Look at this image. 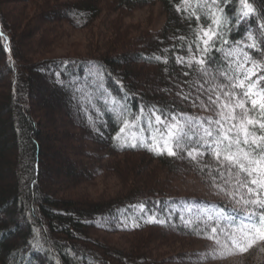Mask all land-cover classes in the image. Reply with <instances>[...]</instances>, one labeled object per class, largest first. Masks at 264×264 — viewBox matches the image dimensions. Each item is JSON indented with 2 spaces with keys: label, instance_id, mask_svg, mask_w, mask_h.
<instances>
[{
  "label": "trees",
  "instance_id": "trees-1",
  "mask_svg": "<svg viewBox=\"0 0 264 264\" xmlns=\"http://www.w3.org/2000/svg\"><path fill=\"white\" fill-rule=\"evenodd\" d=\"M66 1L42 10L40 21L22 32L0 2V32L7 37V41L0 37V58L4 61L0 82L5 80L8 86L0 84V89L4 88L0 92V264H207L212 260L196 256L215 244L206 238L210 229L205 227L206 219L198 216L197 207L215 204L233 216L244 215L233 197L218 194L211 176L237 193L236 200L241 194L246 199L248 196L246 189L235 185V170L232 177L225 172V178L231 181L225 184L215 170L217 162L210 151L197 157V164L187 156V150L199 147L201 122L207 127L208 119H219L201 104H208L209 95L215 99L220 94L224 99L220 89L209 92L215 85L228 82L221 73L227 72L229 77L238 74L244 52L258 61L264 57V29L259 28L264 22L260 18L264 4L255 0L257 15L238 21V0L223 3L225 23L220 33L227 44L216 41V46L204 55L205 74L199 65L189 67L187 61L192 55L201 56L193 42L194 33L200 26L211 25L209 10L203 7L211 0H188L187 4L183 0ZM158 2L165 10L166 23L156 32L124 35L111 47L95 48L84 56L58 58L51 56L48 48L40 47L51 25L90 28L99 20L105 4H109V13H118L119 18ZM110 28L118 35L117 27ZM249 33L257 48L245 47L250 43ZM55 36L51 34L53 44L64 39ZM237 48L241 51L234 56L226 55L229 49ZM119 49L122 52L117 53ZM256 71L264 75L261 68ZM257 87L264 88V81ZM233 91L240 93L241 89ZM246 106L251 109L250 103ZM153 109L164 124L156 123ZM256 114V110L249 112L250 117ZM173 116L192 137L183 151L177 149V156H168L166 151L157 154L141 146V141L151 144L153 137L163 144L162 137L166 138ZM124 121L129 126L121 132ZM231 123L225 124V129ZM47 124L51 125V131L46 130L49 136L43 133ZM211 128L215 136L217 125ZM255 130L259 135L258 126ZM117 135L129 143L136 142L137 147H121ZM74 148L79 169L69 155H63L73 153ZM96 148L113 160L112 166H99ZM135 157L165 168L170 182H136L107 203L75 194L98 177L118 171L122 163H128L133 174L146 172L149 164L139 165L132 160ZM177 177L191 180L190 190L178 192L180 187L170 184L179 181ZM160 220L165 223L156 222ZM185 220L192 223L186 225ZM98 232L127 237L131 245H113L102 240ZM159 233L165 235L158 237L162 243L171 245L178 238L182 241L177 242L189 247L200 242L203 249L162 258L155 246ZM258 242L264 248V242ZM254 254L242 256H248L245 264H264V254L257 258ZM191 258L193 262H187Z\"/></svg>",
  "mask_w": 264,
  "mask_h": 264
},
{
  "label": "snow or ice",
  "instance_id": "snow-or-ice-1",
  "mask_svg": "<svg viewBox=\"0 0 264 264\" xmlns=\"http://www.w3.org/2000/svg\"><path fill=\"white\" fill-rule=\"evenodd\" d=\"M187 4L188 0H183ZM228 0H211V4L205 3L204 8L208 9V15L211 17V25L204 27L200 26L194 33L197 50L201 56L197 58L195 55L189 57L187 64L192 66L193 63L200 66V71L206 74L204 55L213 47L216 46V41L221 44H227V40L223 38L220 29L225 23L223 17V3ZM239 14L237 20H247L250 17L257 15V8L254 6L255 0H238ZM264 4V0H261ZM179 11V8H177ZM192 15H196L195 12ZM260 18L264 19V9L261 10ZM199 20V15H196ZM214 26V27H213ZM260 29H264V22L259 24ZM0 37L7 41V37L0 32ZM183 39V37H181ZM248 41L245 47L257 48V43L254 36L249 33ZM264 43V41H261ZM191 52V46L189 47ZM241 51L237 49H229L227 56L232 57L236 52ZM157 60L160 57H156ZM166 62V61H165ZM178 62H183L182 58H178ZM251 64V67L245 68V65ZM264 70V57L261 60H254L247 52L243 53V60L238 65V74L229 77L227 72H222L221 76L228 81L224 84H217L214 88L209 89V92H215L220 89L224 99L217 94L215 99L212 95L208 96V104H201L205 110L213 111L219 119H208L201 122L202 135L199 136V147L193 146L187 150V156L191 160L196 161L197 157H202L205 152L211 153L212 157L217 162L216 172L221 178H224L225 184L231 183L225 178V172L229 177L233 176L235 185L239 188L246 189L248 198L243 194L239 195V199L235 197L237 193L229 191L216 183V176H211L213 186L218 189V194L223 193L227 196L233 197L235 203L238 204L244 212L243 216H233L226 213L223 209L217 211L214 215L205 211L202 213L207 219L204 221L205 227L210 229L207 234V239L214 242L217 248L213 249L211 253L214 258L216 256L223 257L224 255H233L236 252H247L258 241L264 242V88L257 86L261 81H264V75H258L256 69ZM242 70V71H241ZM255 77V79H253ZM241 89L240 93L233 91L234 89ZM227 89V90H226ZM250 103L251 109L246 105ZM258 106V108H257ZM236 109H240L237 113ZM256 110V116H249V112ZM143 112V109L141 110ZM151 115H155L157 124H164L165 121L159 115H156L155 109L151 110ZM191 120V118H188ZM232 121L228 128L225 129V124ZM180 122L176 117H172V123L168 124L169 131L166 132V138H163V144L159 143L154 137L151 144H145L141 141V146H146L150 151H155L157 154H164L167 152L168 156H177V149L181 151L186 147V141L191 140L189 132H185L179 126ZM217 125L215 129L216 135L213 136L211 125ZM129 126L128 121H124V127L120 129L124 132L125 128ZM249 126H253L252 130ZM256 126L260 129V134L256 133ZM235 130V131H233ZM194 134V133H193ZM207 137L208 139H205ZM116 140L121 141L120 146L137 147L136 142H127L122 140L120 135L116 136ZM243 145V146H242ZM207 167V165H205ZM241 174H244L241 176ZM234 185V186H235ZM141 207H143L141 205ZM236 211V208L233 209ZM154 219V218H150ZM183 220L184 218L181 217ZM239 220V223L236 221ZM208 221H214L209 224ZM226 223H223L225 222ZM158 223H165V221H156ZM191 220H185V224H191ZM219 230V231H218ZM199 234V233H198ZM223 236V239H221Z\"/></svg>",
  "mask_w": 264,
  "mask_h": 264
},
{
  "label": "rangeland",
  "instance_id": "rangeland-1",
  "mask_svg": "<svg viewBox=\"0 0 264 264\" xmlns=\"http://www.w3.org/2000/svg\"><path fill=\"white\" fill-rule=\"evenodd\" d=\"M1 5H3L5 11L10 16L12 21L16 23V26L21 29L20 32L24 31L28 27L32 26L33 24H36L40 21V12L43 10H46V8H52L56 4L59 3H66V0H0ZM107 3V2H106ZM110 4V2L108 1ZM105 4L102 8V12L100 15L99 20L94 23L90 28L87 29H77L73 28L67 24H57V26L51 25L49 29H47L45 37L41 40L42 46L45 50H47L50 53H52L51 56H55L58 58L63 57H71V56H84L85 54L89 53L91 50H94L95 48H104L107 49V47H111L114 43V40H119L124 35L133 36V35H144L150 32H156L160 30L164 24L166 23V14L165 10L163 8L162 3L158 2L155 4H149L146 6H141L137 8L136 10L132 12L124 13V15H121L119 18V14L117 13H109L108 8ZM121 21V22H120ZM111 25H114L119 29L118 35L116 33H113L112 29L110 28ZM46 31V30H45ZM52 35H57V40L59 38H64L63 40L57 41L55 44L51 38ZM40 39V36H39ZM52 39V40H51ZM47 40H51V42L48 43ZM46 43V45H44ZM122 52V50H118L117 53ZM50 55V54H48ZM120 55V54H119ZM4 67V61L0 58V72H3ZM3 79V78H0ZM6 83V84H5ZM1 87H5L8 89L7 82L5 80H1L0 82ZM4 88L0 89V92H4ZM7 91V90H6ZM51 131V125L47 124L46 128L43 130V133L47 136H49V132L46 130ZM58 129H60V126H57ZM65 128V127H64ZM61 135V130L60 133ZM46 138V137H45ZM63 144V143H62ZM57 145V144H56ZM65 146L71 145L68 143L63 144ZM96 145L93 146L95 148ZM92 148V149H93ZM75 150L74 152L69 153L65 152L63 154L64 156H70V160L73 162V164L76 166V168L79 169V164L76 161L75 157ZM97 156L98 158V164L100 167H109L112 166L113 160L110 158H107L106 153L103 151V149H98ZM75 160V161H74ZM132 160L137 161L139 165L141 164H149L148 169H146V172L144 173H135L131 172V168L129 164H120L118 171H112L110 174H107L105 176H100L97 179L94 180L89 185H86L85 187H80L77 191L74 193L76 195H86L91 199H98L101 200L103 203H107L108 200L114 199L117 194H121V192L125 191L126 189H130L133 187V184L138 182L142 183L145 182L146 184H154L157 181H162V183H165L166 181L170 182V176H168L166 169L162 168L159 164L156 162H150L147 158L140 159L139 157H135ZM109 164V166H107ZM115 165V164H114ZM141 171V169H139ZM92 169H88V172L90 173ZM110 172V171H109ZM133 174V175H132ZM141 175V176H138ZM176 183L172 181L170 184H174L175 186H178L179 191L178 192H185V190H190V186L193 184L190 181L191 180H185L182 181L181 177H177L176 180H178ZM63 181H67L65 178ZM173 185V186H174ZM182 189V190H181ZM175 191V193H178ZM198 216L207 219L205 216L202 215L203 212L207 211L210 214H215L220 209L215 204H202L197 207ZM3 216L0 218L2 219ZM18 223L20 224V219L16 218ZM20 220V221H19ZM226 222V221H225ZM98 235L101 237L102 240L109 242L116 246H121L124 248H128L131 244L130 239L124 236L119 235H107L101 232H98ZM164 235L163 233H159L156 236L155 246H158L157 251L161 253V257H167L171 256L173 254L185 252V251H199L203 249V244L198 242L193 247H189V245L183 243V242H177L182 241V239H178L173 244L163 243L161 241H158V237L162 239ZM165 236V235H164ZM168 237V236H167ZM166 239V237H165ZM164 239V240H165ZM132 242V241H131ZM154 245V241H152ZM159 242V243H158ZM162 243L160 246L159 244ZM120 247V248H121ZM217 248L216 245H212L208 249L202 250L203 252L198 254L196 258H203L206 257L208 259H211L212 261L208 262L207 264H245L247 262L246 258L249 255H253L256 257V255H262L264 254V248L262 246H259V242L254 244L251 248L248 249L247 252L240 253L236 252L233 255H224L223 257L216 256V258L213 257L211 254L213 252V249ZM244 255H248L247 257H242ZM257 258V257H256ZM187 262L192 263L193 259L191 258Z\"/></svg>",
  "mask_w": 264,
  "mask_h": 264
}]
</instances>
